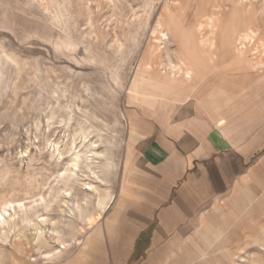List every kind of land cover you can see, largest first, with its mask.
I'll return each instance as SVG.
<instances>
[{"label": "rangeland", "instance_id": "rangeland-1", "mask_svg": "<svg viewBox=\"0 0 264 264\" xmlns=\"http://www.w3.org/2000/svg\"><path fill=\"white\" fill-rule=\"evenodd\" d=\"M250 5L0 0V264H89L81 250L95 247L112 213L131 108L179 101L213 75L209 89L222 83L234 96L225 108L231 123L260 116L264 82L243 92L218 78L262 72L264 13ZM234 6L252 9V41L241 37L245 14ZM255 206L237 218L239 211L223 210L226 221L217 220L216 230L205 206L201 224L186 233L183 259L135 251L104 261L264 264V203Z\"/></svg>", "mask_w": 264, "mask_h": 264}, {"label": "crops", "instance_id": "crops-1", "mask_svg": "<svg viewBox=\"0 0 264 264\" xmlns=\"http://www.w3.org/2000/svg\"><path fill=\"white\" fill-rule=\"evenodd\" d=\"M208 77L205 88L185 89L179 101L170 97L174 104L164 98L154 108L144 103L128 111L112 213L81 259L87 253L89 264H106L108 257L128 258L135 251L145 259H183L186 233L201 224L205 206L213 211L216 230L223 210L239 211L237 218L264 203V110L250 123H238L246 124L242 128L231 123L225 108L234 96L222 83L209 89L213 75ZM218 78L245 92L264 82V71ZM222 107L223 115L217 114Z\"/></svg>", "mask_w": 264, "mask_h": 264}, {"label": "bare ground", "instance_id": "bare-ground-1", "mask_svg": "<svg viewBox=\"0 0 264 264\" xmlns=\"http://www.w3.org/2000/svg\"><path fill=\"white\" fill-rule=\"evenodd\" d=\"M247 1H250V3H251L250 6H252L254 3H256L257 5H260L261 6L262 13H264V0H247ZM234 9L236 11L244 12V14H245V16L243 18V21H242V23L239 26V27H243V30L246 28V30L244 31V33H241L242 34L241 37H243L244 40L252 41L255 38V36L257 35V32H258V30H256V29L253 28V23H255V22H254V18H253L254 14L252 12V9L251 10H246L245 8H243V11H241L239 8H237L235 6H234ZM255 14H256V12H255ZM257 14H260V12L257 13ZM169 61H170L169 68L172 71H174L176 69L175 68L176 65L175 64H172V61L171 60H169ZM164 65H165V63H164ZM258 68L262 72L264 71V60L258 62ZM186 73L189 74V69L188 68L186 69ZM0 217H2V213H0Z\"/></svg>", "mask_w": 264, "mask_h": 264}]
</instances>
